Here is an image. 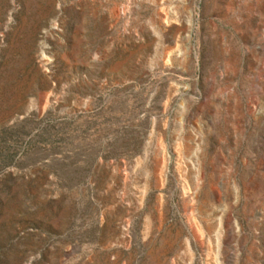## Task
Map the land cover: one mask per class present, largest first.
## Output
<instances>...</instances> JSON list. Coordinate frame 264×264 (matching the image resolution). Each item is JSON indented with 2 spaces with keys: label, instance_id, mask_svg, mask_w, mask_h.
I'll list each match as a JSON object with an SVG mask.
<instances>
[{
  "label": "rangeland",
  "instance_id": "374dc122",
  "mask_svg": "<svg viewBox=\"0 0 264 264\" xmlns=\"http://www.w3.org/2000/svg\"><path fill=\"white\" fill-rule=\"evenodd\" d=\"M164 1L0 0V264H264V0Z\"/></svg>",
  "mask_w": 264,
  "mask_h": 264
},
{
  "label": "built area",
  "instance_id": "2783aa9c",
  "mask_svg": "<svg viewBox=\"0 0 264 264\" xmlns=\"http://www.w3.org/2000/svg\"><path fill=\"white\" fill-rule=\"evenodd\" d=\"M87 4H93L97 7L100 15L106 17L109 23L110 34H117L122 37L128 36L134 32L135 27V12L133 11L136 6L140 8L142 3H148L155 6L159 11L157 14L162 17L164 22L174 21L178 19V15L173 6L169 7V14L167 10H162L161 7L165 6L164 0H84ZM167 8V7H166ZM170 17V18H169ZM135 33V32H134Z\"/></svg>",
  "mask_w": 264,
  "mask_h": 264
},
{
  "label": "bare ground",
  "instance_id": "6f19581e",
  "mask_svg": "<svg viewBox=\"0 0 264 264\" xmlns=\"http://www.w3.org/2000/svg\"><path fill=\"white\" fill-rule=\"evenodd\" d=\"M134 8L137 9L136 6H135ZM170 8H171V7H170ZM161 9H162V10H167L165 6H162Z\"/></svg>",
  "mask_w": 264,
  "mask_h": 264
}]
</instances>
